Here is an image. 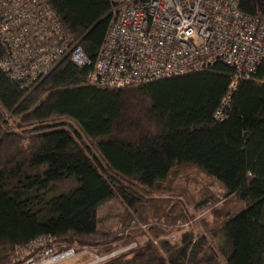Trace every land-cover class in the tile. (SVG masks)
<instances>
[{"label":"trees","instance_id":"16d2710c","mask_svg":"<svg viewBox=\"0 0 264 264\" xmlns=\"http://www.w3.org/2000/svg\"><path fill=\"white\" fill-rule=\"evenodd\" d=\"M48 1L94 60L112 1ZM240 7L259 15L264 0ZM90 69L67 57L23 89L0 68V264H21L19 249L41 237L98 255L136 243L95 264H264V59L232 92L223 62L121 88L88 83ZM114 198L119 227L101 229ZM234 200L241 208L218 215L209 236L171 239L190 206L221 212Z\"/></svg>","mask_w":264,"mask_h":264},{"label":"built area","instance_id":"2783aa9c","mask_svg":"<svg viewBox=\"0 0 264 264\" xmlns=\"http://www.w3.org/2000/svg\"><path fill=\"white\" fill-rule=\"evenodd\" d=\"M114 21L93 60L65 32L48 0H0V68L23 89L42 80L69 57L90 66L87 82L121 88L208 69L223 62L234 71L231 84L251 77L264 59V12L250 15L241 0H111ZM227 94L217 119L223 120ZM193 223H185L189 226ZM188 231V230H186ZM178 238L177 232L171 236ZM131 243L105 255L95 264L134 248ZM75 246L59 248L41 237L19 249L21 264H58L74 257Z\"/></svg>","mask_w":264,"mask_h":264},{"label":"rangeland","instance_id":"374dc122","mask_svg":"<svg viewBox=\"0 0 264 264\" xmlns=\"http://www.w3.org/2000/svg\"><path fill=\"white\" fill-rule=\"evenodd\" d=\"M85 141L88 142L91 147H94V144L91 142V140L85 138ZM189 183L190 188L192 190L195 189V183L193 181ZM222 202H220L218 205H223ZM239 208H241V203L236 200L230 201L227 205H223V210L221 212L218 211L217 208H212L199 213L192 205L190 206V209L193 212V217L187 221V223H189L191 220H193V223L189 224V226L183 225L177 231L178 238L182 232L186 230L193 231L195 235L207 234L209 236L212 230L215 229L217 223L221 220L218 215L224 211V216L228 217L235 211L239 210ZM122 212L123 206L118 198H114L110 202L104 204L99 210V227L105 230L117 229L120 224ZM213 244L216 245V242L213 241ZM93 256L94 254L91 250H89V248H83L78 250L74 257H71L68 260L62 261L58 264H86L93 259Z\"/></svg>","mask_w":264,"mask_h":264}]
</instances>
